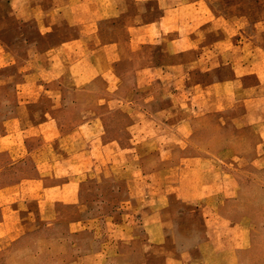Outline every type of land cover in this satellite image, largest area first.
Returning <instances> with one entry per match:
<instances>
[{
    "label": "crops",
    "instance_id": "obj_1",
    "mask_svg": "<svg viewBox=\"0 0 264 264\" xmlns=\"http://www.w3.org/2000/svg\"><path fill=\"white\" fill-rule=\"evenodd\" d=\"M40 1L1 0L0 3V96L6 97L0 99V156L14 159L38 154L39 159L37 176L7 187L5 190L17 191L18 196H4V199L9 202L20 197L36 201L43 207L57 203L74 205L89 173L101 172L107 167L105 162L110 161L114 163L113 170L121 168L118 163L127 155L128 165H136L135 160L144 165L140 169V174L144 175L140 178L142 181L136 184L138 178H130L128 187L132 200L135 198L133 190H144L143 198L136 199L134 204L132 200L129 202L131 205L142 202L146 209L138 212L146 239V256L140 264L196 263L195 248L203 254L210 247L209 238L217 235L207 230L200 233L204 239L198 240L197 246L175 244L170 249L167 244L173 233L168 228L166 213L172 209L171 197L175 196L190 207V213L199 208L202 221L207 224L217 220L218 206L231 198L234 185L229 169L234 165L220 158L232 159L237 155L229 150L188 148L191 142L196 144L195 138H200L194 134L195 126L202 125L201 117H205L208 120L205 125L211 132L214 130L211 126L217 123L229 127L233 120L228 114L239 104L244 108L240 114L241 126H252L258 123L248 118L249 114L257 115L249 106L255 100H232L225 89L237 82L243 88V81L239 82L238 76L205 83L193 79L202 61L200 54L187 71H183L181 63L158 64L157 56L145 57L146 64L133 75L134 83L130 85L134 89H130V96L117 94L122 86L121 78L126 74L122 73V65L127 62L130 67L131 62L141 61L137 52L142 47H160L161 52H166L167 59L179 57L183 52L173 50L174 45L186 43L180 33L183 19L179 16V3L168 5L166 0H51L48 5H42ZM154 2L160 4L161 15L157 19L149 17L152 14L150 4ZM170 14H176V17ZM14 30L18 35L16 39H5L4 35ZM24 30L30 32H22ZM187 40L199 49L198 39L189 37ZM223 40V44L230 42V39ZM217 43L221 41L206 43L209 46L206 74H212L218 68L210 64L211 60L216 61ZM261 46L257 45L264 52V46ZM261 56L264 58V53ZM9 72H12L11 82L8 81ZM258 74L260 84L257 88L263 84L261 72ZM94 86L97 90L92 89ZM99 87L104 89L96 107L99 114L86 113L76 122L64 117L72 105L69 103L72 94H100ZM218 88H223V93L218 94ZM142 92L145 95L140 96L143 99L140 101L136 94ZM201 93L208 94L203 103ZM104 109L107 113L129 111L132 121L126 126V144H122V137L111 141L104 139L107 122L105 114L100 112ZM262 109L264 111V107ZM259 120L264 126V119ZM71 124L78 127L75 132L68 133L64 127ZM30 137L48 143L49 150L30 153L26 144ZM221 137L216 134L207 140L214 142ZM157 141L176 144L181 150L163 145L158 151L146 149L145 155L142 154L139 148L143 143L149 146ZM256 148L260 151L258 157L263 156L264 150H260L258 144ZM144 157L160 161L150 165V161L141 160ZM130 216L138 219L139 215L133 212ZM194 236L197 235H190ZM128 238H138L135 227H130ZM154 254L160 257L150 258Z\"/></svg>",
    "mask_w": 264,
    "mask_h": 264
},
{
    "label": "rangeland",
    "instance_id": "obj_2",
    "mask_svg": "<svg viewBox=\"0 0 264 264\" xmlns=\"http://www.w3.org/2000/svg\"><path fill=\"white\" fill-rule=\"evenodd\" d=\"M50 1L40 2L42 5H48ZM166 2L168 5L179 3V16L183 19L180 22L182 23L180 33L184 35L186 43L174 45L173 50L183 52L179 57L169 56L170 58L167 59L166 52H161L160 47H142L137 52L141 61L131 62L130 67L127 62L122 65V73L126 74L121 78L122 86L119 87L117 94L126 98L130 96V89H134L130 85L134 83L133 75L146 64L145 57L157 56L158 64L181 63L184 67L183 71H187L196 61V56L200 54L202 61L196 68L193 79L205 83L213 79L226 80L231 76L235 78L238 76L239 82L241 79L243 81V88L237 82L225 90L229 91L234 102L242 99L255 100L250 102V110L255 111L257 115L259 113L258 116L253 114L248 116L258 123L242 127L240 114L243 113L244 108L239 104L238 108L230 113L231 115L228 114V117L233 120L229 122V127L217 123L216 126H211L214 129L213 132L208 125H205L208 120L201 117L202 125H196L194 131V134H197L195 136L200 138L198 140L195 138L196 144L191 142L188 148L229 150L237 155L232 159L224 158V156L220 158L221 161L234 165L229 168L233 174L231 178L234 180L233 193L231 198L218 206L217 220L214 219L208 224L202 221L199 208L190 213V207L172 196V209L166 215L168 228L173 233V237L169 238L170 242L167 246L170 249H173L175 244L197 246L198 240L204 239L201 234L208 230L210 233H216L217 237L209 238L211 248L208 247L203 254H199L195 248L193 257L196 263L194 264L197 262L264 264V155L258 157L260 151L256 148L258 144L260 150H264V140L260 138H264V126L259 120V118L264 119L262 109L264 107V58L261 56L264 52L257 47V45L264 46V0H166ZM150 6L152 14L149 17L159 18L160 4L154 2ZM171 16L176 17V14ZM25 31L30 32V30L22 32ZM172 33H169V36H172ZM17 36L16 30L4 35L5 39L12 40H15ZM122 37L126 39V34ZM189 37L200 41L199 49H197L198 46L188 42ZM223 39H230V42L223 44L222 41H225ZM212 41H221L216 47V61L211 60L213 62L210 63L211 66L216 65L218 68L212 74H206L205 71L209 68V46L206 43ZM10 48L17 50V47L10 46ZM232 58L233 61H231ZM258 72H261L260 78L263 84L257 88L260 84L257 78ZM11 74L12 72H9V82L13 80ZM183 78L186 79V76ZM92 89L97 90V87L94 86ZM98 89L101 91L100 94H72L69 99L72 105L65 111L64 117L76 122L86 113L99 114L96 107L103 96L104 89L100 87ZM156 90L160 92V88ZM223 90L220 88L217 93H223ZM144 95L143 92L136 94L140 101L143 100L140 96L144 97ZM158 96L160 100V95ZM204 96L208 97V94L201 95V103ZM218 97L221 98L220 95ZM3 98L6 97L0 96V99ZM100 112L105 114L107 122L104 139L111 141L113 138L122 137V144H126L124 140L126 126L132 121L129 111L122 109L117 113H107L104 109ZM216 118L218 122L219 117ZM77 127L71 124L64 127V130L71 133L75 132ZM226 133L227 140H225ZM216 134L222 137L214 142H208L209 136ZM26 144L30 153H35L34 150L42 152L49 150V144L38 137H30ZM163 145H171V148L181 150L176 144L161 141L151 142L149 146L143 143L142 147L145 149L142 147L139 149L145 155L146 149L158 151ZM23 154L24 151L21 152V155ZM37 155H26L14 159L0 156V264L142 263L146 256L144 254L146 239H144L143 222L140 220L141 215L138 212L142 213L146 209L142 202L138 205L129 203L132 198L128 187L130 178L133 180L138 178L136 184L142 181L140 178L143 179L144 175L140 174V169L144 168L143 163L139 164L135 160L136 165L130 166L126 155L118 163L123 168L113 170L114 163L105 162L107 167H104L101 172L94 170L88 174L80 186L79 200L74 205L57 203L43 207L36 201L24 200L20 197L15 201L6 202L4 196H18L17 191L5 190L7 187L37 176L36 167L39 160ZM239 155L243 156L237 158ZM141 160L150 161V165H156L160 161L158 158L146 157ZM14 161L16 163L13 165ZM125 166L128 167L127 170ZM143 196L144 190H133V197H135L132 200L133 204L136 199ZM211 203L215 204L214 200H211ZM217 205L218 201L215 206ZM133 212L139 215L138 219L130 216ZM131 218L134 221H131ZM130 227H135L138 238L134 240L128 238ZM193 234L197 236L190 237ZM158 256L154 254L150 258L158 259L160 257Z\"/></svg>",
    "mask_w": 264,
    "mask_h": 264
}]
</instances>
